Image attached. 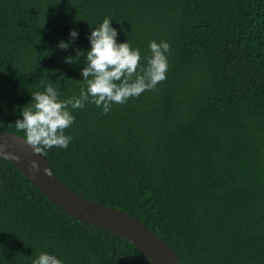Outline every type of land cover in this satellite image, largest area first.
Listing matches in <instances>:
<instances>
[{"label": "trees", "instance_id": "16d2710c", "mask_svg": "<svg viewBox=\"0 0 264 264\" xmlns=\"http://www.w3.org/2000/svg\"><path fill=\"white\" fill-rule=\"evenodd\" d=\"M105 16L141 65L149 40H166V77L107 113L71 109L68 146L43 150L53 172L138 217L182 264H264V0H0V129L24 136L14 122L45 83L78 95L86 61L64 57L87 50ZM40 251L65 264H155L0 157V264Z\"/></svg>", "mask_w": 264, "mask_h": 264}, {"label": "clouds", "instance_id": "9594fccd", "mask_svg": "<svg viewBox=\"0 0 264 264\" xmlns=\"http://www.w3.org/2000/svg\"><path fill=\"white\" fill-rule=\"evenodd\" d=\"M105 16L96 26H91L87 35V50L76 48L75 57H64L71 63L83 53L84 66L80 68L81 87L78 95L59 98V89L51 82L43 90L30 93L31 100L20 108L15 120L17 129L23 131L24 142L35 151L53 146L67 147L72 137L64 132L74 121L71 109H82L85 102L95 104L102 113H107L114 103H124L130 96H137L146 89H152L165 79L168 70L170 45L166 40H149L146 64L141 65V52L128 39L117 41V28ZM79 31L70 28L68 36L76 38ZM70 41L60 40L59 48H68ZM37 167L36 161L32 162ZM31 264H65V261L47 251H40L31 259Z\"/></svg>", "mask_w": 264, "mask_h": 264}, {"label": "water", "instance_id": "95a60500", "mask_svg": "<svg viewBox=\"0 0 264 264\" xmlns=\"http://www.w3.org/2000/svg\"><path fill=\"white\" fill-rule=\"evenodd\" d=\"M24 136L0 129V157L14 163L47 197L73 217L125 238L155 264H182L174 247L138 217L87 199L67 186L52 170L43 151H35ZM36 161L37 167L32 166Z\"/></svg>", "mask_w": 264, "mask_h": 264}]
</instances>
